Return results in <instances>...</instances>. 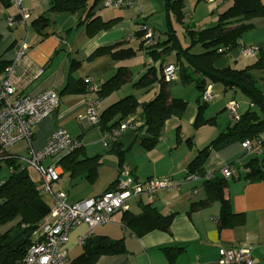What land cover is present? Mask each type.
I'll list each match as a JSON object with an SVG mask.
<instances>
[{
  "label": "crops",
  "instance_id": "0c3cea01",
  "mask_svg": "<svg viewBox=\"0 0 264 264\" xmlns=\"http://www.w3.org/2000/svg\"><path fill=\"white\" fill-rule=\"evenodd\" d=\"M181 2L182 21L177 22L171 15L169 23L178 40L177 34L180 33L187 45L189 41L184 34L183 25L191 24L197 30L213 27L217 23L218 15L231 5V0H213L212 3L203 0H181ZM260 2L264 3V0ZM50 3L51 0H21L20 6L30 12L29 19L11 27L7 26V22L9 18H17L18 8L11 5L7 9L0 10V63L11 65L13 68V72L8 77L0 69V81L4 78L10 80L15 92L13 98L22 95L33 96L53 89L59 93L60 102L55 113L33 127L30 144L26 141L18 142L3 152L11 157L24 158L29 149L33 151L43 149L49 137L60 129H63L70 138L79 140L78 150L82 153L81 160L98 158L95 177L89 180L86 168L75 171L74 176L61 169L60 179L53 187L54 192L65 193L68 204H75L78 201L100 196L117 180L118 160L114 155L109 154V148L103 147L102 129L99 126L92 127L84 118L87 102L94 100L96 94L87 89L82 93L61 94L63 87L69 81L89 78L92 80L91 86L99 89L115 74L118 67H125L129 71L130 80L121 89L126 88L150 68L147 66L150 58L146 57L143 51L136 55L144 61V68L135 79L131 72L130 60L114 61L109 54L88 58L97 49L113 46L119 42L134 45L136 48L138 41L133 35L143 26L153 30L156 40L163 42L166 39L168 19L164 11V0H139L131 8L115 10L105 8L103 0H97L95 3L90 0L86 10L82 9L74 14L50 13ZM91 5L93 8L87 14ZM41 15L48 17L50 25L40 31L32 25V22ZM96 18L101 22L111 21V27L89 38L86 24ZM245 24L250 28L239 39V48L219 59L215 67L218 69L230 67L238 71L249 68V72L256 80L257 91L264 96V16L255 17ZM159 35H162V38ZM22 43L28 46V50L25 56L16 62V53ZM251 46L258 48L257 54L252 58L242 57L240 49ZM158 50L160 53L161 50ZM70 63H78L79 66L70 72ZM172 63H176L174 53L169 52L158 55L152 67L158 68L161 64L164 68ZM158 76L162 77L161 74ZM193 76L197 77L196 74ZM173 82H175V90L170 86ZM192 86L195 89L193 83L183 85L179 78L167 83L169 96L185 100L187 106L180 119L171 117L167 120L153 148L145 150L141 147L139 138L135 137V132L131 129L122 132L118 141L121 148L128 149L123 155L124 165L132 172L135 181L144 182L152 177L170 178L171 187L156 194L151 201L137 199L129 203V211L134 215L141 212L139 205L147 204L156 208L163 216L171 215L172 221L168 230H152L138 237L129 228L123 226V212H116L109 224L94 228L91 236H105L112 241L121 240L124 252L115 256L103 255L94 264H218L219 249L241 245L251 247L256 264H264V179L258 182L245 180L243 177L246 169L241 167L255 159L264 169V133L261 134V139L248 140L254 146L257 140H261L255 152L247 153L241 147L242 143L234 142L220 150L210 151L203 164L205 175L213 174V178H222L225 181L223 197L229 203L232 216L227 215V218L221 219L222 204L215 196L209 197L206 192V179L195 175H189L194 179H188L186 169L187 164L196 157L198 151L209 144L210 141L203 142L205 133L213 135L210 137L213 140L234 124L228 118L226 111L230 101L238 105L239 116L248 110L256 112L258 116L261 114L258 108L236 88L225 90L220 83L211 84L209 86L214 98L211 105L210 102L207 104L202 119L206 121L211 118L214 122L195 128L193 125L198 112L196 104L198 91L195 89L197 96L193 107L189 106L186 97L173 94L174 91L179 93L183 88ZM151 89L149 92L135 89L137 92L145 91L144 94L141 93L140 99L135 98L144 104L153 98L159 85L155 83ZM119 91L100 102L102 110L123 98L119 95ZM238 95L241 98L235 101ZM214 100L221 101L218 107L222 110L218 113L215 111L218 107L213 103ZM225 114L228 121L223 124L221 117ZM134 116L142 122L137 113ZM206 129L215 132L205 131ZM202 131L205 133L202 134ZM143 133L144 131H141L139 135ZM188 140L190 145L187 143ZM51 161L52 159L49 158L41 164L47 167ZM90 162L88 164L93 166L94 162ZM233 166H240L241 169L233 178L224 179L220 175L221 169ZM4 179L5 177L1 180ZM46 198L48 204H51V198L49 196ZM201 203L203 205H200ZM8 228L9 225L4 226L2 231ZM86 231V226L81 225L70 233L66 245L68 250L66 264H70L82 253V244L78 243V238Z\"/></svg>",
  "mask_w": 264,
  "mask_h": 264
},
{
  "label": "trees",
  "instance_id": "16d2710c",
  "mask_svg": "<svg viewBox=\"0 0 264 264\" xmlns=\"http://www.w3.org/2000/svg\"><path fill=\"white\" fill-rule=\"evenodd\" d=\"M90 0H51L50 13H70L74 14L79 10L88 7ZM97 0H93L95 3ZM11 0H0V10L7 9L11 6ZM93 5L90 6L88 13ZM182 2L181 0H164V11L167 16V27L165 30L166 39L163 42L155 41L152 47L143 48L145 31L140 30L134 33L133 37L138 41L137 47L119 42L113 46L97 49L88 59L95 56L109 54L114 61H127L133 58L137 53H141L156 61L158 55L174 53L175 65L178 67L177 79L183 85L195 86L199 97L196 100L197 115L193 127L198 128L206 124H213L214 119L204 120L202 114L207 109V104L202 101V94L207 86L220 83L225 90L231 87L236 88L243 93L252 105H255L260 116L250 110L246 111L240 117V120L234 123L231 128L220 133L209 144L198 151L196 157L190 161L187 166V174L205 177L203 164L208 158L210 151L220 150V148L231 145L234 142L243 143L244 140L261 139L264 133V96L257 91L255 87L256 80L249 72V68L240 71L230 67L218 69L215 63L226 56L232 50L239 48L238 41L242 35L250 28L245 24L255 17L264 16V3L260 0H231L228 9L218 15L217 23L213 27L195 29L191 24L183 25L184 34L188 38L187 47H181L171 24L170 16H174L176 21H182ZM32 25L43 30L50 25L48 17L41 15L34 20ZM111 21L101 22L98 18L87 22V35L91 36L109 29ZM200 47L202 52L195 54L192 49ZM161 52L159 53V50ZM221 51V52H219ZM163 64V61H161ZM158 68L150 67L136 81L129 85L133 89L147 90L151 89L155 83L159 89L153 98L144 104H141L133 95L125 96L118 102L101 109L99 117V127L103 132H111L118 128L122 122L134 118L139 122L134 114L140 111L141 126L135 128V137L139 138V145L145 150L154 147L160 138V131L171 117L180 119L182 113L186 110L187 103L183 99L172 98L167 92V84L163 82L162 65ZM174 64V63H172ZM70 72L79 66L78 63H70ZM169 65V64H167ZM166 67V66H165ZM6 64L0 63L1 71H5ZM71 74V73H70ZM194 74L197 75L194 78ZM71 77V75H69ZM72 78V77H71ZM130 80L129 71L125 67H118L115 74L108 78L99 89H96V99L101 102L112 93L118 92ZM91 85L86 80L69 81L62 89L63 93H82L89 91ZM144 131L143 135H139ZM118 137L109 145V154L111 153L118 160V170L123 166V155L128 150L121 148ZM137 139V138H136ZM79 143V140H77ZM187 143L190 145L189 140ZM82 155L78 148L68 155L58 160V163L66 172L74 176V172L81 168L87 169V178L92 180L95 177V170L99 161L97 157L80 159ZM92 161L94 165H89ZM89 163V164H88ZM5 167L9 172L7 177L0 182V264H22V259L26 250L32 243L33 233L40 228L42 220L49 214V207L44 197L48 196L42 189L40 177L35 181L30 177L27 165H24L19 158L6 155L0 149V169ZM246 169L244 179L252 182H258L264 179V169L257 160L253 159L241 166ZM239 166V168L241 169ZM118 179V178H117ZM117 180L105 191H111L116 185ZM225 181L221 178H209L206 180V192L209 197L215 196L222 204L221 219L232 216L229 203L223 197V187ZM200 205H203L201 203ZM141 212L134 215L131 211H125L122 216L123 226L130 229L136 236L145 235L152 230L167 231L172 221V216L161 215L156 208L147 205H139ZM9 228L2 231L4 226ZM82 253L70 264H94L98 258L103 255L115 256L124 252L121 240H110L105 236H90L82 244Z\"/></svg>",
  "mask_w": 264,
  "mask_h": 264
},
{
  "label": "built area",
  "instance_id": "2783aa9c",
  "mask_svg": "<svg viewBox=\"0 0 264 264\" xmlns=\"http://www.w3.org/2000/svg\"><path fill=\"white\" fill-rule=\"evenodd\" d=\"M139 0H103V6L107 9H127L133 7ZM212 3L213 0H203ZM21 0H11V4L18 8L17 18H9L7 26H15L18 23L26 22L29 19L30 12L20 6ZM144 41L142 47H152L156 41L153 30L143 26ZM28 46L22 43L16 53V62L25 56ZM221 52V51H219ZM258 52L256 46L243 47L240 49V55L244 58H252ZM152 64L148 60L147 65ZM5 75L8 77L13 72L11 65L5 69ZM164 83H169L177 79L178 67L175 64L166 65L162 69ZM87 83L91 85L92 80L87 78ZM90 92L95 93L96 88L90 86ZM14 88L10 80L4 78L0 81V149L2 151L11 148L12 145L26 141L31 143L33 127L40 121L47 119L55 113L59 107V93L56 90L48 89L45 92L33 96L22 95L19 98H13ZM204 103L211 102L214 98L211 94L210 86H207L202 94ZM228 118L233 123L240 120L237 112L238 105L234 101L227 104ZM101 104L95 98L88 100L84 111V118L92 127L99 124L101 115ZM141 126V122L130 118L111 132H104L102 145L109 148L111 142L120 137L121 133L127 129L135 130ZM261 144L257 140L256 146L251 141L244 140L241 147L245 152H255ZM79 143L76 139L70 138L68 134L60 129L54 132L48 140L46 146L37 151L29 149L27 156L20 158V161L29 167H32L40 177L42 189L46 195L51 198L48 215L42 220L40 228L32 235V243L26 250L22 259V264H66L68 259V250L66 245L69 242L70 233L81 225H85L87 231L82 237L78 238V243L83 244L88 239L93 229L110 223V219L116 212L129 211V203L133 200L151 201L156 194L168 190L172 182L169 177L148 178L144 182L135 181L132 172L123 164L118 170V179L116 186L100 196L88 198V200L78 201L75 204H68L66 195L63 192H54L53 187L59 181L61 167L58 163L61 156L68 155L78 148ZM51 158L49 166L44 167L41 163ZM240 170L238 166L225 167L221 169L220 175L224 179L233 178ZM213 174L205 175V179L213 178ZM188 179H194L188 176ZM218 264H256L251 247L241 245L239 247L221 248L218 250Z\"/></svg>",
  "mask_w": 264,
  "mask_h": 264
},
{
  "label": "rangeland",
  "instance_id": "374dc122",
  "mask_svg": "<svg viewBox=\"0 0 264 264\" xmlns=\"http://www.w3.org/2000/svg\"><path fill=\"white\" fill-rule=\"evenodd\" d=\"M159 32V31H158ZM154 33V32H153ZM159 34V33H158ZM178 35V37H179V40H180V43H181V45H182V47H186V45H187V42L184 40V38H183V36H182V34H177ZM159 36H161V38H162V35H159ZM200 52H202V50L200 49V47H195V48H193L192 49V53H195V54H198V53H200ZM130 60V62H132V67H131V72H132V74H133V79H135V78H137L141 73V70L144 68V61L143 60H141V58L139 57V56H136V57H133V58H130L129 59ZM149 61H151L152 62V64H153V61L152 60H150V59H148ZM152 64L150 63V65H147V66H150V67H152ZM137 65V66H136ZM136 66V67H135ZM141 76V75H140ZM139 76V77H140ZM138 77V78H139ZM137 78V79H138ZM129 82V81H128ZM175 82H173V83H171V85L170 86H172L173 87V89L175 90L176 89V86H175V84H174ZM166 84V83H165ZM171 87V88H172ZM152 89H148V92L149 91H151ZM145 91H147V90H145ZM145 91H141V92H137V90H135V89H133V87L132 86H127L126 88H123V89H121L120 91H119V95H121V96H123V97H125V96H131V95H133L134 97H139V99L141 98V93H143L144 94V92ZM155 92H156V90H155ZM173 94H180V95H182V96H184V97H186V99H187V102L189 103V106L190 107H193L194 106V103H195V99H196V93H195V89H194V87L192 86V87H188V88H183V90H180V92L179 93H176V91H174L173 92ZM180 95H177V96H180ZM241 98V96L240 95H238V97H236V99H235V101H239V99ZM213 103H216V107H218V105L219 104H221V101L219 100L218 102H217V100H214V102ZM212 103L210 102V105H211ZM215 107V108H216ZM214 109V108H213ZM219 110H222V109H219V107L217 108V110H215V111H217L216 113H218V111ZM137 115L140 117V111H138L137 112ZM223 120H221V123H223V124H226L227 123V118H226V114L225 115H223L222 117H221ZM171 121H173V120H171ZM170 123H172V122H170ZM209 130H211V131H213L212 129H206L205 131H209ZM213 132H215V131H213ZM202 134L203 133H205L204 131H202L201 132ZM204 139H203V142L205 141V142H207V141H211V138L210 137H213V135H209L208 134V132L207 133H205L204 134ZM213 139V138H212ZM28 172H29V175H30V177H32L35 181H38V175H37V173H36V171L32 168V167H28ZM4 177H7V170H6V168L5 167H2L1 169H0V181H1V179H3ZM44 201H47L48 202V198H46V197H44Z\"/></svg>",
  "mask_w": 264,
  "mask_h": 264
}]
</instances>
